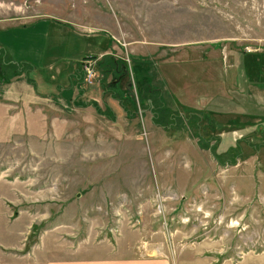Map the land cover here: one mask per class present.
Listing matches in <instances>:
<instances>
[{"label": "rangeland", "instance_id": "374dc122", "mask_svg": "<svg viewBox=\"0 0 264 264\" xmlns=\"http://www.w3.org/2000/svg\"><path fill=\"white\" fill-rule=\"evenodd\" d=\"M37 16L74 24L83 51L114 42L127 72L83 81L99 113L0 107V264H264V0H0V28ZM23 29L21 80L70 97L72 53L42 65L63 36Z\"/></svg>", "mask_w": 264, "mask_h": 264}, {"label": "crops", "instance_id": "0c3cea01", "mask_svg": "<svg viewBox=\"0 0 264 264\" xmlns=\"http://www.w3.org/2000/svg\"><path fill=\"white\" fill-rule=\"evenodd\" d=\"M39 27H42V29H53L57 32V34H61L62 38H54L51 42H45L43 46L50 48L49 52L45 51L44 54L47 56H52L53 59L45 63L43 61L42 65L45 67L44 69L53 68L57 63H54V61L57 59L58 54H61L62 52H68L72 53L68 57V60L66 63L68 64V67H66V71L68 72V79L72 80L73 84L76 83L75 76L73 75L76 70L81 69L80 63L83 61L84 58L87 56H96L97 60L100 59L102 56L105 55H111L114 58L121 59L120 56H117L115 53L114 46L116 45L111 39L112 46L111 51H104L99 53H94L93 50H86L80 48L77 44L82 43L80 40L81 38H86L87 35L83 34L82 32H79V28H77L74 24H71L64 19H57L50 16H37L36 19L32 22H30L27 25L23 26H7L4 28H0V49H3L6 53V55L9 57V54L12 56H16V54H21L22 52H25L27 49L26 46H30V41L23 42V39L16 38V34L19 32V29L24 28L23 32H31L32 30L35 31ZM61 29H64L63 31ZM64 33V34H63ZM28 35V34H27ZM70 35V36H69ZM69 37H71V41H69ZM13 39V40H10ZM22 40V41H21ZM4 43V44H3ZM26 43V44H25ZM76 45V46H75ZM18 47V49H17ZM24 47L26 49H24ZM53 47V48H52ZM9 53V54H8ZM49 53V54H48ZM85 61V60H84ZM83 61V62H84ZM96 62V60H94ZM75 63H77L75 65ZM48 66L46 67L45 66ZM21 76L14 77L11 80V83L8 85H2L0 86V107L3 105H13L16 106L18 104H24L28 105L33 110H39V111H45L52 109V104H48V102H51L52 100H55L56 103H53V105H56L57 107H61L62 109H69V108H78L75 105H77V101L79 100L81 103H90L95 102L99 106V99H101L102 95L104 96V92L100 91V89H97V85H94V87H88L84 84H81V91L79 92V89L77 86H74V88L71 89L69 96L68 94L63 91L62 87H58V92L55 97H49L47 94H40L37 92L38 90L35 89L31 84H28L26 81L21 80ZM98 84V82H97ZM70 87H73L71 85ZM96 87V88H95ZM107 91V90H106ZM109 99L106 100L105 98V104L106 107L112 109L113 106L111 103H114V99H112L110 92H106ZM64 95L66 96L64 98ZM80 98V99H76ZM76 99V100H75ZM48 101L46 104L44 101ZM80 103V104H81ZM47 105V107H46ZM89 108V107H87ZM67 264H169L166 261L158 260V259H140V260H130L127 258H112L108 257L107 259H97L94 261H87V260H79L74 263L69 262Z\"/></svg>", "mask_w": 264, "mask_h": 264}, {"label": "trees", "instance_id": "16d2710c", "mask_svg": "<svg viewBox=\"0 0 264 264\" xmlns=\"http://www.w3.org/2000/svg\"><path fill=\"white\" fill-rule=\"evenodd\" d=\"M93 58H94L93 60H96L95 67L97 68L98 72H100L102 74V79H104L107 76H112L115 79H120V77H123L124 74L127 72L126 65L119 58L118 59L114 58L111 55L102 56L98 60H97L96 56H94ZM84 60H87V58H84L83 61ZM83 61L80 63V65L83 64ZM31 69H32L31 66L27 65V64L12 63L11 59L8 58L5 51L3 49H0V79H1L0 82H1V84L7 83L10 79L14 78L15 76H19L21 74H25L27 77V72L30 71ZM73 75L75 76V80H76L77 88L79 89V92H82L81 91L82 89L80 87L84 81L83 70L82 69L76 70V72H74ZM27 83L34 86V82L31 79L27 78ZM102 84H104V80H103ZM104 91H106V90H104ZM107 91L110 92L112 99L118 101L120 106H122L124 112L128 116H131V113H130V111H128L126 104L131 102L133 107L136 108V102H134L133 98H132V100H130L128 98L126 99L125 97H121L122 93L119 92L118 89H115V90L111 89V90H107ZM140 101L142 102V100H140ZM87 105H92L94 108H97V111L99 113L100 107L95 102L82 103V104H80V107H86ZM138 105H140V103H138ZM155 114L156 113H154V115ZM166 117H167V115H166ZM114 118H115V116H113L110 119L114 120Z\"/></svg>", "mask_w": 264, "mask_h": 264}, {"label": "built area", "instance_id": "2783aa9c", "mask_svg": "<svg viewBox=\"0 0 264 264\" xmlns=\"http://www.w3.org/2000/svg\"><path fill=\"white\" fill-rule=\"evenodd\" d=\"M84 72V82L91 85L97 81V74L95 73V62L93 60H85L82 64Z\"/></svg>", "mask_w": 264, "mask_h": 264}]
</instances>
